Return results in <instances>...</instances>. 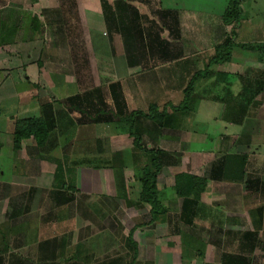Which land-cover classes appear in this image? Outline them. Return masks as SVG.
Returning a JSON list of instances; mask_svg holds the SVG:
<instances>
[{
    "label": "crops",
    "instance_id": "crops-1",
    "mask_svg": "<svg viewBox=\"0 0 264 264\" xmlns=\"http://www.w3.org/2000/svg\"><path fill=\"white\" fill-rule=\"evenodd\" d=\"M121 1L124 3L120 6V8H124V11H120V13H116L112 15L113 17H117L119 14L124 18V20H130L131 17L134 16V13L132 10H135L137 12L136 17H140L138 20V23L141 25V29H136L135 31L132 30V28H129L126 23L125 25L128 27L130 31V36H128V40H137L140 41H147V37H150V43L153 45L152 49H149L150 46H146L144 49L145 51H138L136 56L143 55L146 57V60H143V62L136 61L135 65L130 67L127 64L126 61V52L123 45V37L122 35L115 36L112 38V43L109 41V37L105 28L104 20H103V12L100 5V0H0V3H2L3 6H0V11H2L4 8H7L8 11V32L13 34V43L17 41H26L27 36L29 37V40L32 42L41 43L40 50L45 47L52 48V52L57 53L56 56L58 58L60 57V53L66 54L64 56L65 58H69V54H71L72 51V43L73 41H80L87 43V45L84 47L87 49H92L93 53L96 54L97 49L101 48L104 44H106L105 49L108 51V56L110 57H119L121 60V65L119 67L120 69V75L119 80H116L114 82H119L121 87L125 90V88L122 86L124 76L128 73H134L135 75L132 77L133 79H128V82H130V87L134 88L135 86H138L137 82H141V74L150 73H159V76L161 78H154L151 82H147L146 90L151 92V95H154V92L159 90L161 93L162 91H182L186 87L187 81L190 78V75L195 73L197 70L193 69L189 64H185L186 67H183L182 65L177 66V63L181 62L183 59H198L202 60L203 56L201 51L197 52V50H192L194 53H190V50L192 49V46H190V50L187 49L186 46H184L186 43H189L190 41H195L201 43L202 45L204 42H208V36L212 37V40L210 41L213 43V54L214 49L216 46L220 45L226 40H232L233 41V47L231 51V60L227 64H223L220 66L212 67L211 68V76L207 79H199L198 88H195L194 96H192V104L195 106H201L205 104V100L203 99L202 95L198 92H202L203 85L205 86L204 82L207 80H210L214 74H227L229 73L228 67L229 65L233 68H237V74H233L232 79H238L241 73H246L245 64L248 65L249 62L245 63L243 60H250L251 54L252 58L255 60H258L261 56H264V32L262 37H257L256 32H253V39L252 42H245V41H237V35L241 32L243 19L242 15L245 13V9L243 8V2L244 0H240V12H241V18L240 23L231 22L230 24H235V27L233 28V33L230 35L225 25L222 23V14L223 11L227 8V0H225V5L222 8L221 11L218 13H210V14H204L201 13L202 11H196L192 9L191 2L193 0H167L166 4L167 7L163 6L161 0H107L109 5H112L114 2ZM191 1V2H190ZM126 5V7H125ZM38 10L39 13H36ZM209 13V12H208ZM37 14V15H36ZM1 15V14H0ZM219 21L220 25H217L216 21ZM134 25V23H132ZM2 26V24H0ZM203 26V28L201 27ZM206 26V28L204 27ZM227 26V25H226ZM215 28V29H214ZM210 35L208 34V32ZM235 30V32H234ZM264 30V25L263 29ZM14 32V33H13ZM218 33V34H216ZM230 35V36H229ZM33 36V37H32ZM228 36V37H227ZM233 37V38H231ZM16 39V40H15ZM11 38L5 42L11 43ZM188 40H190L188 42ZM247 41V40H246ZM250 41V40H249ZM215 43V44H214ZM254 45H251V44ZM102 44V45H101ZM239 45H247L252 46L255 48V50H246L243 48H240ZM196 47H199L197 44ZM207 47V45H205ZM19 49L17 46H10V49ZM9 49V48H8ZM9 49V50H10ZM42 49V53H43ZM7 51V50H6ZM189 51V52H188ZM234 51V52H233ZM8 52V51H7ZM137 52V51H136ZM134 52V54L136 53ZM238 52L237 54H241L240 57L243 60H240L239 62H233V53ZM17 53V52H13ZM257 53V55L255 54ZM262 53V54H261ZM212 54V56H213ZM245 54H247L245 56ZM259 54V55H258ZM210 56V57H212ZM258 56V57H257ZM139 58V57H138ZM264 57H262V65L261 68H250L248 67V76H256L259 75L264 71ZM195 62H198L196 61ZM140 63H143L144 66H140ZM207 64V63H206ZM67 66H71L69 64H66ZM43 67V65H42ZM202 69L206 68L204 66H201ZM72 68V66H71ZM178 68V69H177ZM165 72L160 73L161 71L166 70ZM179 69H187V77L183 78V75H180L176 72V70ZM256 69V70H255ZM183 70V71H184ZM203 71V70H202ZM64 72H69V70H65ZM75 73V71H73ZM237 75V76H236ZM52 79L49 81V88H55L60 89L63 87V81H61L60 75H52ZM154 76V75H153ZM231 76L228 75V77L231 78ZM242 77L241 84H239L238 89H243V80ZM182 78V79H181ZM224 79V78H220ZM241 79V78H240ZM135 80V81H134ZM158 80V81H157ZM4 82V81H3ZM25 83H28L27 80L24 81ZM197 82V81H196ZM113 83V81L108 82L106 84H102L98 86L97 88L93 89H99V88H105L107 84ZM196 85V86H197ZM36 87V86H35ZM65 87V86H64ZM66 87H70L71 89H74L75 87H72V84H68ZM92 89V90H93ZM139 92V88H136ZM91 90V89H90ZM88 90V91H90ZM242 91V90H240ZM264 90H262L263 93ZM136 93V92H135ZM159 93V94H160ZM240 93V92H239ZM157 94V93H155ZM159 94H157L155 97H159ZM75 95V94H73ZM126 97V93L124 95ZM69 97V96H68ZM153 98V101L149 104H157L158 106V98ZM67 98V97H66ZM64 98V99H66ZM205 98V97H204ZM63 98L59 101H63ZM125 105H126V111H134L139 110L137 107H133L132 99L124 98ZM183 100V94L180 102ZM110 101V100H109ZM108 103L111 104V101ZM52 106L50 110L42 111L39 110V117L42 118L45 116L48 117V114H51L50 119H52V115H55V125L56 129L59 128V134L58 132L51 133L50 138L47 142V146L43 149H41V155L46 153L44 158L40 161L37 160L39 158V154L36 151L35 145L32 142V140H26L23 141L20 145L19 150H14L13 154L17 151H20L19 153L25 154V157L23 159L22 168L19 165L16 164V159H13L12 165L10 167V171L12 176L18 179V177L27 178L31 177L36 181V185H41V191L40 194L43 196L44 201L43 203L46 205L47 209L45 210L42 224L44 221L48 220V224L52 223V227L47 230L48 233L40 232L41 238L37 237V232L34 234V240L31 242L36 245V251H38L39 256V244L42 242H48L47 245L51 249L55 248V252L58 251V249L62 250V255L60 257H56V260H61L62 264H66L65 261L67 258H69L72 253L76 250H80V255H78V259L80 258L83 261L88 260L89 264H93L97 262L96 255L93 254V256L89 255V250L91 252L92 246L94 247V244L96 242L95 237H90V233L87 235V237L79 238L75 240V230L74 225L77 221V217L72 214V211L68 209L67 205L71 204L68 203L64 206L58 205L57 203L52 202L48 195L44 193V191H48L50 189L52 182H53V172L55 169V165L52 162V159L59 158L64 154V148H65V142L67 144H70V150L68 153V159L66 160L67 167L72 170L73 172V182L74 186L77 189L76 193H72V195H69V199H73L74 197L76 199H84L88 198L90 204H92L95 201V196L93 195H100L101 188L107 187L110 182H112V190L115 194H117V188L115 183V178H113V174L115 172H123L124 170H127L129 167L131 169V165L125 161L124 165H112V155L115 154H123L126 155L132 147H123L125 146V143L127 141L126 138H128V135L126 132L122 133H110L109 131V125L107 122H96L95 124H91V121L94 119L93 116L90 117V114L85 116V113H71L68 110L65 111L64 108H60L58 105H55L53 101L48 100ZM178 103V105L180 104ZM47 103V104H49ZM217 103V101H216ZM49 104V105H50ZM46 105V103L43 104V106ZM172 105L169 104L168 101L165 102L162 106H168ZM177 106V105H176ZM264 106V105H263ZM148 107V106H147ZM110 108V107H109ZM264 109V107H262ZM46 111V112H45ZM125 111V110H124ZM123 111V112H124ZM142 111V110H141ZM147 111V110H146ZM55 112V114H54ZM126 113V112H125ZM113 114V112L111 113ZM186 115L184 117H180V125L177 126L175 129H165L161 130L160 133H157L156 140L152 141V146L155 148L160 149L163 152H166L168 154L174 155L177 153L186 152L192 154V150L190 147L195 143L192 139L193 131H185L182 132V129L185 125V122L188 118H193V123L202 125V119L196 121V115ZM223 114V113H222ZM242 114V113H240ZM100 115V114H98ZM255 115V114H253ZM241 121H243V125L241 126H234L230 125L226 122V120H221L226 124L221 132H218L216 135H208L206 131L202 130V127L195 131L194 134L199 135L202 137L200 142L198 141L200 146V150L194 151L196 152L193 158L188 159L186 157H183V164L181 165H189L190 167L186 168L178 167V166H165L162 170L165 169H179L177 173L173 172L171 182L169 180V183L166 185L169 187V193L168 195H163V200L167 199L165 196H169L172 192L173 196L170 198H176V195L173 190V177L174 175L181 173L183 171L190 172L193 171V165H196L195 163L198 161L200 156H204L205 161L203 160V163H205L206 166H204V174L200 175V177H206L208 176V171L211 169V165H231L233 161L230 160V163H228L227 160H222L221 158L227 154H243L247 156V168L248 165H261L256 169L258 171V174L261 172V168L263 167L264 170V152L263 156L259 155L262 150V145L259 142L254 141V134L258 133L257 131H254V126H259V124H263V128L261 131H259V138H262L264 140V117H260L255 115V117L248 118L245 116L243 119L242 116L244 114L240 115ZM96 117V116H95ZM29 118H37L35 116L28 117ZM219 119V118H218ZM21 120V119H20ZM217 119H214V121ZM70 122H74V124L82 123L83 126L76 127L71 129L70 128ZM246 122V123H245ZM259 124L257 125L256 123ZM100 125L105 127H99ZM252 125V126H251ZM229 126V127H227ZM233 127H236L233 129ZM87 129L89 131V135L87 136V139H84L83 141H80L81 139L85 137H79L78 131L80 129ZM90 128L93 130V133L90 132ZM97 130L98 135H96L95 130ZM14 129V124L12 127V130ZM108 129V130H107ZM147 128L145 129V133L147 131ZM106 130L105 133L103 131ZM178 132V135H173L172 139L169 138V136L164 137L163 132ZM231 131V132H228ZM100 133L102 135H100ZM68 134V138H66V135ZM95 134V135H94ZM168 135V134H166ZM187 136V137H186ZM125 137V138H124ZM214 137V138H213ZM10 138V137H9ZM77 138L79 143L77 142ZM100 138L105 139L104 143H100ZM130 139V138H129ZM178 139V140H177ZM184 139V140H183ZM131 140V139H130ZM33 143V144H32ZM108 143V144H107ZM132 143V140H131ZM10 147L12 149V144L10 141ZM183 145L184 149L181 151V149L177 150L176 146ZM106 146L108 153V159H106V164L102 165L100 162V158L98 155L101 154L100 148ZM260 147L261 149H258L257 151H260V153H255L251 149ZM105 149V147H104ZM215 151L219 153L218 158H210L209 154H213ZM263 151V150H262ZM76 152H81L83 155L80 157V160H84L83 163H89V162H95L96 166L91 167H79L76 168L73 165L72 156ZM34 153V154H33ZM184 154V153H183ZM254 154V155H253ZM126 158V156H125ZM185 158V159H184ZM257 161V163H255ZM184 161H188L189 163H184ZM202 161V159H201ZM43 163H46L48 165H43ZM127 163V164H126ZM203 163H200L199 165ZM207 163V164H206ZM239 163V162H238ZM42 164V165H40ZM34 165L35 168H31V166ZM78 165H87V164H78ZM18 166V168H17ZM45 166V167H44ZM106 167L109 170H105ZM123 168V169H121ZM21 169V170H20ZM16 170H19L21 172H16ZM103 172H109L110 179L105 180L102 175ZM262 173V172H261ZM18 176V177H17ZM124 177V174H123ZM207 178V177H206ZM253 180H256L253 178ZM114 181V182H113ZM261 179H258V181H252L251 185L252 188H250L251 193L253 196H250L251 200L248 199V206L245 207L242 202L245 198V195L243 194L245 191V185L244 182L242 183H234L229 180H211L210 178H207V186L205 189V194L203 198L201 199L202 202V209L200 212H197V218L196 220L199 221V225H201V229H204L206 234L211 233V230L216 229V237L206 235V237H203L204 240L197 241L194 238L187 239L186 235L179 236L180 230L174 226H170L168 221L169 219H172V215L170 214V211L166 210V217H163L157 224H144L143 222L133 224L129 228H125V235L121 236L120 234L113 236L111 238V242L118 239V241L123 242V251L120 256L121 264H264V193H262L261 185H264V183H260ZM12 184V182H11ZM10 184V185H11ZM135 182L132 186H135ZM9 185V183L7 184ZM127 185L126 182H122L121 186L118 190L122 193H124L123 196H119V199L121 200H130L132 197V194L129 192L128 187L131 185ZM137 185V184H136ZM126 186V187H125ZM157 186H159L157 182ZM211 186H221L226 187L224 189V192H217V199H213L215 202L219 203L217 204L218 207L214 208L211 205H208L205 201L209 198V189ZM243 186V187H242ZM40 188V187H39ZM127 188V190H126ZM260 189V196H256L255 193L259 192L257 191ZM29 189L25 194L26 200L23 204V197L20 199V201L23 204V209L26 211H29L31 208L32 203V194H30ZM40 190V189H38ZM159 192L160 189L158 187ZM234 192V193H233ZM163 194V193H162ZM162 194L160 195V200L162 197ZM108 196V195H107ZM104 195V197L99 200L97 203H101V201H110L114 202L112 197L109 199H106L107 197ZM121 197V198H120ZM136 202H137V194H136ZM13 199V198H12ZM97 199H100L99 197ZM94 200V201H93ZM179 200V199H177ZM181 201V200H179ZM162 203V200H161ZM90 206V205H89ZM97 205L94 204L90 206V208L93 211V214L96 213L95 208ZM137 207V206H136ZM181 207V204H180ZM179 207V212H180ZM220 207V210H219ZM262 208V212H256L255 216L256 219L260 221L259 225L260 227L257 230V242L253 245L252 243L246 244L242 240L239 241L240 234L242 233H252L255 232L254 228H252L249 216L250 212L254 211L257 208ZM140 209L143 207H139ZM165 208V206H164ZM90 209V210H91ZM166 209V208H165ZM12 210H16L15 207H12ZM17 211V210H16ZM169 212V213H168ZM178 212V214H179ZM68 213V216H65V214ZM148 213V211H147ZM231 216H235L237 218H241L240 220H235V223L233 222L232 225L229 227L231 229H225V222L224 218L227 216L226 214H230ZM175 215H177L175 213ZM249 215V216H248ZM16 216V213H15ZM175 219V218H174ZM209 219H218L216 221V224H213L212 222H207ZM210 221V220H209ZM168 223V224H167ZM47 225V224H46ZM45 226V225H44ZM192 226V225H191ZM191 226H178V227H184L186 229H191ZM208 227H210V231L208 230ZM215 227V228H214ZM104 229V227L100 228ZM182 229V228H180ZM257 229V228H256ZM121 227L116 229L115 232H120ZM144 230H151V234L153 237H149L151 244L148 248L151 250L146 249V254L143 252L141 253V248L145 245V234H147ZM6 232L8 233V230L6 229ZM102 232V231H101ZM231 233V236L228 238V240L223 237V233ZM25 235V232H23ZM48 237H45L47 236ZM7 236L6 234H4ZM130 235V236H129ZM210 235V234H208ZM89 236V237H88ZM21 238L20 235H18L17 240ZM24 238H27L26 236ZM99 239H102V241H105L108 239L106 235H100L98 236ZM131 239L133 242V245L129 244L128 239ZM214 238V239H213ZM80 239V240H79ZM208 239V240H207ZM89 241V245H88ZM101 241V242H102ZM183 244V245H182ZM77 246H79V249H77ZM53 247V248H52ZM181 247L183 248V252L181 251ZM90 248V249H89ZM57 252L55 253V255ZM123 254V256H122ZM135 254V255H134ZM242 255V258H247L244 263L241 262L240 259L236 258L235 256ZM108 255H104V259H100V261H105V258L107 259ZM230 256V259L227 258ZM77 257V255H76ZM118 257L117 255H113L112 258ZM145 257V258H144ZM144 258V259H142Z\"/></svg>",
    "mask_w": 264,
    "mask_h": 264
},
{
    "label": "rangeland",
    "instance_id": "rangeland-1",
    "mask_svg": "<svg viewBox=\"0 0 264 264\" xmlns=\"http://www.w3.org/2000/svg\"><path fill=\"white\" fill-rule=\"evenodd\" d=\"M163 6L167 7L168 4H166L167 0H161ZM191 2V1H190ZM225 5V0H193L191 2V7L192 9L196 11H202L201 13L204 14H210V13H218L219 11L222 10V8ZM0 6H3L2 3H0ZM243 8L245 9V13L242 15V29L241 32L237 35V41H245V42H252L253 39V32L255 31L257 34V37H262L263 36V25H264V0H244L243 2ZM209 12V13H208ZM36 13H39L38 10ZM0 233L6 234L7 235V242H8V247L10 249V254L9 256H6V259L9 260L12 256L14 255L15 258L19 257L21 261H24L25 259L29 260L31 263L35 262L37 256H38V251H36V245L32 243L31 241L34 240L33 238L35 237L34 234L37 232V237H39L40 232L42 235V232L48 233L47 230L50 229L52 226V223L48 224V220L44 221L42 224V219L45 213V210L47 209L46 205L43 203L44 198L40 194L42 188L41 185H36V181L32 179L31 177L23 178L18 177V179L12 176L10 167L12 165L13 159L15 158L16 164L19 165L22 168V162L25 157V154H20V151H17L16 153L13 154L14 150L11 149L10 147V139L11 135L13 133L12 127L13 124L15 123L16 120L20 119H25L28 117H39L40 113L39 110L42 111V105L44 103H48V100L52 101H58L61 100L62 98H66L68 96H72L73 94H77L83 91H88L92 90L93 88H97L98 86L102 84H106L111 81H116L119 80L120 75V65H121V60L119 57H113L110 55L108 56V51L106 47V44L101 46V48L97 49L96 54L93 53L92 49H87L84 48L86 45L83 42L78 41H73L72 43V51L71 54H69V58H65L66 54L60 53V57L58 58L57 53L52 52V48L49 49V47L43 46L42 49L40 50L41 43L37 42H32L29 40V35L25 34L27 37L26 41H17L13 43V34L8 32V11L7 8H4L2 11H0ZM37 15V14H36ZM231 19H224L223 24L226 27L227 32L230 34L233 33V28L235 27V24H230L232 21ZM218 26L220 25L218 19L215 20ZM9 22V21H8ZM241 24V22H239ZM227 25V26H226ZM203 28V26H201ZM206 28V26H204ZM215 29V28H214ZM208 32V30H207ZM235 32V30H234ZM14 33V32H13ZM218 34V33H216ZM230 34V35H231ZM206 35H210L209 32ZM229 35V36H230ZM15 37V36H14ZM33 37V36H32ZM211 40L212 37L208 36ZM228 37V36H227ZM11 38V43L5 42ZM208 38V42H204L202 45L199 42H193L188 40L189 43H186L184 46L187 47L188 50H190V46H192V49L190 50V53H194V50H197V52L201 51L202 53V60L198 59L197 63H191L192 68L196 69L197 71H202L201 66L206 65L208 60L210 59V56L213 54V43L210 41ZM233 38V37H231ZM231 40V39H230ZM247 40V41H246ZM250 40V41H249ZM233 43V41H232ZM197 44L199 47H196ZM215 44V43H214ZM17 46L15 49H10V46ZM102 45V44H101ZM207 45V47H205ZM251 45H254L253 43ZM105 47V48H104ZM10 50H9V49ZM8 52H7V51ZM193 50V51H192ZM17 52L16 54L13 52ZM189 52V51H188ZM234 52V51H233ZM252 52V50L250 51ZM238 52L233 53V62H239L241 59L240 57L242 56L240 53L237 54ZM41 54V55H40ZM257 55V53H255ZM262 54V53H261ZM64 55V56H63ZM247 54H245L246 56ZM259 55V54H258ZM39 56H41L40 61L43 65L41 69H38L36 67V61L39 59ZM258 57V56H257ZM262 57L261 56L258 60L254 61V58H251L250 60L246 59L243 60L245 63L249 62L248 65H244L246 69V73H241V75H238V79H232L233 74H237V68H233L229 65L228 67V75L231 76L230 79L224 78L220 79V77L217 76V74H214L210 80H207L204 82L205 86L203 85L200 88L204 89L202 92H198L199 94L202 95L203 99L205 100V104L201 106H195L193 107V111L191 115L197 114L196 115V121L202 119V125L195 124L193 123V118L191 119L188 118L187 121L185 122V125L182 129V132L193 131L192 134V139L195 142L190 149L192 150V154L182 152L177 153L182 155V161L183 157H186L188 159L193 158L196 152V150H200V146L198 141L202 139L201 136L194 134L195 131L200 129L202 127L203 131H206L208 135H216L218 132H221L222 128L226 125L221 118L224 120H229V116L225 114L226 107H230V112L233 111L231 109L230 104H225V102L221 103V101L215 100L217 96L219 98L223 97L226 101H231V98H235L239 96L240 94L242 95V89H238L239 84H241L242 77H247L249 72H248V67H257L261 68L262 65ZM193 60V59H192ZM264 61V59H263ZM187 59H182L181 63H186ZM241 62V61H240ZM66 64H69L72 66H67ZM183 67H186L185 64H180ZM178 69V68H177ZM65 70H69V72H64ZM179 69L176 70L177 73L180 75H183V78L187 77V69ZM256 70V69H255ZM75 71V73H73ZM167 71H161L165 72ZM233 73V74H231ZM52 75H60L59 77L61 78V81H63V87L60 89H55V88H49L50 84L49 81L52 79ZM134 73H128L124 76L122 86L125 88H121L122 93H126V97L132 99L133 107H137L139 110H142L143 112H146L147 106L149 103L153 101V98L159 94V90L154 92V95H151L150 91H147L145 88L147 86V82H151L154 78L158 79L161 78L159 76V73H146V74H141V82H137L138 86L131 88L130 87V82H128V79L132 80ZM154 75V76H153ZM237 76V75H236ZM259 75L256 76H251L247 77L248 79H256L258 78ZM241 78V79H240ZM50 79V80H49ZM252 79V80H253ZM27 80L28 83H25L24 81ZM251 80V81H252ZM4 81V82H3ZM135 81V80H134ZM158 81V80H157ZM199 81H197L195 84L197 85ZM68 84H72V87H75L74 89H71L70 87H66ZM230 85V86H229ZM244 85V84H243ZM36 86V87H35ZM229 86V87H227ZM226 87L229 88V93L226 91ZM136 88H139V92L137 91ZM198 88V85L196 86ZM225 89V90H224ZM246 89V88H245ZM196 91V90H195ZM136 92V93H135ZM240 92V93H239ZM243 92H246V90H243ZM157 93V94H155ZM221 94V95H220ZM245 96V95H244ZM205 97V98H204ZM158 98V108L162 109L163 104L168 101L169 104H172L173 106L178 105L182 98L181 91H162L159 94ZM126 100V99H125ZM233 100V99H232ZM254 100L259 102L261 106L258 109H255V115L264 117V91L263 93H260L258 95H255ZM217 101V103H216ZM157 105V104H156ZM224 113V114H222ZM219 118V119H218ZM214 119H217L214 121ZM246 123V122H245ZM257 125L259 124L256 123ZM224 125V126H222ZM252 126V125H251ZM260 127L254 126V131H257L258 133H255L254 135V141L259 142L264 145V140L262 138H259V131L263 128V124H259ZM99 127H105L100 125ZM148 127V125L146 126ZM192 127V129H191ZM229 127V126H227ZM236 127H233V129ZM191 129V130H190ZM95 130V128H94ZM108 130V129H107ZM119 130H122L120 128L116 129L114 126H109V131L110 133H121ZM58 132L59 134V128L55 130V133ZM90 132L93 133V130L90 128ZM96 135H98L97 130H95ZM106 130L103 131L105 133ZM231 132V131H228ZM111 133V134H112ZM192 133V132H191ZM168 134V135H166ZM178 135L179 133L176 132H163V136H169L170 139H172L173 135ZM89 135V131L85 129H80L78 131V136L79 137H85L83 139H78L77 142L79 143L78 140L83 141L84 139H87V136ZM95 135V134H94ZM100 135H102L100 133ZM113 135V134H112ZM10 137V138H9ZM187 137V136H186ZM125 138V137H124ZM214 138V137H213ZM127 141L125 143V146L123 147H132L131 140L129 138H126ZM178 140V139H177ZM184 140V139H183ZM100 143H104L105 139L100 138ZM33 144V143H32ZM108 144V143H107ZM105 145V143H104ZM105 147V149H104ZM100 148L101 154L98 155L100 162L102 165L106 164V159H108V151L106 146ZM177 147V150L181 149L183 151L184 147L183 145H180ZM258 149H261L260 147H256L251 149V152L253 151L255 153H260V151H257ZM263 150V151H262ZM261 153L259 155L263 156L264 152V146H262ZM129 156L131 155V152H129ZM184 153V154H183ZM34 154V153H33ZM46 153L39 155V158L37 160L40 161L41 159H45ZM82 153L76 152L72 156V161L73 165L75 168L77 166L79 167H91V166H96L95 162H89V163H83L84 160H80V157H82ZM254 155V154H253ZM220 155L217 151H215L213 154H209L210 158H218ZM201 158L198 159V161L195 163L196 165H193L194 169L191 171L193 175L200 177V175L204 174V166L205 163H203L204 156H200ZM185 159V158H184ZM202 159V161H201ZM258 160H256L255 163H257ZM106 162V163H105ZM188 162V161H187ZM185 163V161H184ZM200 163H203L199 165ZM78 164H87V165H78ZM207 164V163H206ZM42 165V164H40ZM43 165H48L46 163H43ZM138 167L140 165H137ZM186 168L190 167L189 165H183ZM182 165L178 167H183ZM261 165H248V173L250 174L251 178H255V172L256 174L258 173L256 169L260 167ZM45 167V166H44ZM18 168V166H17ZM31 168H35L34 165L31 166ZM21 170V169H20ZM105 170H109L107 167ZM179 169H165L160 172V174L157 177V182L159 184V189H160V195L162 194L161 200H162V205L163 207L165 206L166 210L170 211V214L172 215V219H169L168 223L170 226H174L180 230L179 236L181 237L182 235H186L187 239L194 238L197 241H202L204 240L203 237H206V235L209 236H214L216 237V229L211 230V233L206 234L204 229H201V225H199V221L194 219L193 224L191 226V229H186L184 227H178V224L176 222V214L179 212V207L181 204V201L177 200L176 198H170L173 196L172 192L170 193L169 196H165L167 199L163 200V195H168L169 193L168 189L169 187L166 186L169 183V180L171 182L172 174L173 172L177 173ZM263 167L261 168V172H263ZM16 172H21L19 170H16ZM180 172V171H179ZM260 172L259 177L261 179L260 183H264V172L263 174ZM110 173L109 172H103L102 175L105 177L104 179L109 180L110 179ZM113 178H115V183L117 188V194L114 193L112 190V182L107 185V187L101 188L100 195H93L95 196V201L90 204L88 203L89 200L88 198L84 199H76L75 197L70 200L67 207L72 211V214L77 217V221L74 225V230H75V240L79 238H85L87 235L90 233V237H95L96 242L94 244V247L92 246L91 252L89 250V255L93 256L95 254L97 262H100V259H104V255H108L107 257H113L115 252L122 253L123 252V242L121 240L118 241L116 239L115 241L111 242V238L113 236H116L120 234L121 236L125 235V228H129L133 224L141 223L143 222L145 225L148 224L149 221V215L147 213L148 208L143 207L139 208L136 202V194H137V185L134 184L135 186H132L134 183L133 179V169L130 167L127 170H124L123 172H115L112 173ZM124 174V177H123ZM127 181V187L128 185H131L128 187L129 192L132 194V197L130 200H121L119 199V196H123L124 193L120 192L118 189L121 186L122 182ZM12 182V184H11ZM114 182V181H113ZM9 183V185H7ZM11 184V185H10ZM125 186V187H126ZM40 187V188H39ZM243 187V186H242ZM123 188V187H122ZM244 188V187H243ZM260 188V187H258ZM30 190V194H32V203H31V208L29 211H26L23 209V204L24 201L26 200L25 194L27 191ZM40 189V190H38ZM224 189L226 187H214L211 186L208 193H209V198L205 202L208 203V205H211L212 207L216 208L218 207L217 202H215L213 199H217V192H224ZM127 190V188H126ZM256 196H260L262 193H264V190H261L262 193H260V189H258ZM26 192V193H24ZM251 190L245 191L243 194L245 195V198L243 199L242 204L247 207L248 206V199L251 200L250 196H253L251 193ZM234 193V192H233ZM23 197V204L20 201V199ZM254 194V193H253ZM68 195H72V193H69ZM104 195H108L106 199L110 200V197L114 200V202L110 201H101V203H97L99 200H101ZM100 199H97V198ZM13 198V199H12ZM121 198V197H120ZM97 205L95 208L96 213L93 214L92 207ZM90 205V206H89ZM15 207L17 210H12V207ZM137 206V207H136ZM91 209V210H90ZM220 210V207H219ZM16 213V216H15ZM169 213V212H168ZM227 216L224 218L225 222V229H231L229 226L232 225V223H235V220H240L241 218H237L235 216H231L230 214H226ZM65 216H68V213L65 214ZM210 220V221H209ZM207 222H212L213 224H216V221L218 219H209ZM167 223V224H168ZM47 224V225H46ZM45 225V226H44ZM150 225V224H148ZM104 227L105 231L103 229H100ZM120 232H115L116 229L120 228ZM182 228V229H180ZM215 228V227H214ZM6 229L8 230V233L6 232ZM210 227H208L207 231L209 230ZM40 231V232H39ZM102 231V232H101ZM147 232V230H144ZM25 232V235L23 234ZM106 235L108 239L105 241H102V239H99L98 236L100 235ZM18 235L21 236L19 241L17 240ZM49 234H47L48 237ZM153 237L151 234V230H148L147 234H145L146 240H145V245L141 248V253L146 254V249L151 250L148 248L151 244L149 237ZM27 238H24V237ZM43 237V235H42ZM89 237V236H88ZM41 238V236L39 237ZM213 238V239H214ZM209 239H211L209 237ZM80 240V239H79ZM208 240V239H207ZM102 241V242H101ZM89 245V241H88ZM183 245V244H182ZM2 247L1 243V237H0V248ZM90 247V245H89ZM183 248L181 247V251L183 252ZM90 249V248H89ZM145 258V257H144ZM142 258V259H144ZM106 259V258H105ZM114 259V258H112ZM111 261V260H109ZM55 264H62L61 260H55ZM121 264V261L119 262ZM97 264V263H96Z\"/></svg>",
    "mask_w": 264,
    "mask_h": 264
},
{
    "label": "trees",
    "instance_id": "trees-1",
    "mask_svg": "<svg viewBox=\"0 0 264 264\" xmlns=\"http://www.w3.org/2000/svg\"><path fill=\"white\" fill-rule=\"evenodd\" d=\"M123 4L124 3L121 1H117L112 5H109L107 0H100L101 9L103 12V20L110 40L109 42L112 43L113 37L122 35L123 45L126 52V61L127 64L132 67L135 65L136 61L141 60V62H143V60H146V57L143 55L140 54V56H136V54L138 51H145L144 49L146 46L149 47L151 43L150 37L146 38L147 41L140 40L138 42L137 40L131 41L127 39L128 36H130L128 27L132 28L133 31L136 29L139 31V29H141V25L138 23L140 17H136L137 12L135 10H132L134 16L131 17L128 22H126L127 20H124V18H122V16L119 14L117 17L112 16L115 14V12L120 13L121 10L124 11V8H120V6ZM239 7L240 0H227V8L223 11L222 19H231L230 21L239 23L240 18L242 17ZM125 23L128 27L125 25ZM132 23H134V25H132ZM233 45L234 44L232 43V40H226L215 47L214 54L208 60L206 68L201 72L196 71L190 75L186 87L182 91L183 100L177 106L168 105L164 106L162 109H159L157 105L153 103L148 105L146 112L141 110L127 112L125 99L121 90L122 87L119 82L107 84L105 88L77 93L67 97L63 101H53L55 105H58L60 108H64L65 111L68 110L71 113L76 112L81 114L85 113V116L90 114V117H94V119L91 121V124H95L96 122H107L109 125H113L116 129H122L119 130L121 133H127L128 138L132 140V148L129 151L131 152V155L129 156V152L126 155H112V165H115L114 163H116L118 166L124 165L125 161L131 165L133 169V179L137 184V205L139 207L148 208V224L150 225L157 224L161 219H163V217H166L167 212L160 200V192L157 186L158 175L165 166H181V164H183L181 157L182 155H171L163 152L160 149L153 147L151 145L152 141L157 139L156 135H158L157 133H160L161 130H171L177 128V126L180 125V117H184L192 113L194 105L192 104L193 98L191 97L194 96L196 81L199 79L209 78L212 74V67L229 63L231 60V51ZM239 47L250 51L255 50L254 47L247 45H239ZM152 48L153 45H151L149 49ZM134 52L136 53L134 54ZM40 58L41 56H39V59L35 63L38 69L42 68ZM195 60L196 59H190L187 60L186 63H181V60V62L177 63V66L180 64H189L192 67L191 63H197ZM140 66L143 67L144 64L140 63ZM217 76L220 78L230 79L227 74H219ZM252 79L253 78H244V85L242 89L243 94L237 96L236 99L231 98V101H226L223 99V97L219 98V96H217L215 99L217 101H221V103L225 102V104L228 103L231 105V109L233 111L230 112V107H226L227 112L225 113L229 116V120H226V122L230 125H243L244 123L241 121L240 115L244 114V116H242L243 119L245 116L248 118L255 117V115H253L256 112L255 109H258L261 106L259 102L254 100V97L255 95L262 93V90H264V71L259 74L258 78ZM227 87L226 91L229 93V88ZM243 90H246V92H243ZM109 100L111 101V104L108 103ZM49 104L46 103V105H42L43 111L44 109H51L52 105ZM112 112L113 114H111ZM50 116L51 114H48L47 118L43 116L42 118L37 117L16 120L10 139L12 149L15 151L19 150L23 141L32 140L37 153L40 155L41 149L47 146L50 134L56 130L55 115H52V119H50ZM147 125V128L149 129H147L145 133ZM80 126H83L82 123L74 124V122H70L71 129ZM66 138H68V134L66 135ZM70 146V144L65 142L64 154L59 158L52 159V162L55 165L53 172V182L50 189H48V191H44V193L48 195L52 202L62 206L70 202L68 195L69 193L77 192L72 179L73 172L67 167L66 163ZM221 159L227 160L228 163H230L231 160L233 163L231 165L212 164L211 169L208 171V176H206L207 178H210L211 180H229L234 183L244 182L245 190L252 188V181H258V179H260L258 173L256 174V172V180H253V178L250 177L246 165V155L227 154ZM185 163L187 164L189 162L185 161ZM137 165L140 166L138 167ZM182 169L184 170V168ZM183 170L181 173H178L173 177L174 193L177 199L181 200L180 212L176 215L175 219L178 226H191L195 217L197 218V212H200L202 209L201 199L205 194L207 178L197 177L190 174V172ZM260 188L261 190H264V185H261ZM258 211L262 212V208H257L250 212V216L248 215L252 228L255 227V232L240 234L239 241L242 240L246 244L252 243L253 245L257 242V230L260 227V221L256 219L255 213ZM230 236L231 233H223L225 241L226 239L228 240ZM0 237L2 243V247L0 248V264H55L54 261L56 260V257H60L62 255V250L58 249V251H56L57 254L55 255V248L52 247L53 249H51L48 247V242H42L39 244V256H37L35 262L31 263L27 259L21 261L19 257L15 258L14 255H10L12 257L7 260L6 256H9L10 254L7 236L0 233ZM128 241L130 245H133V242L130 238ZM77 249H79V246H77ZM120 254L121 253L115 252L114 255H117L118 257L114 259L107 257L105 261L95 262L93 264H120ZM78 255H80V250L74 251L72 255L65 260L67 262L66 264H89L88 260H85L82 263V260L80 258L78 259ZM235 257L240 259L243 263L247 259L244 257L242 258V255ZM227 258L230 259V256Z\"/></svg>",
    "mask_w": 264,
    "mask_h": 264
}]
</instances>
